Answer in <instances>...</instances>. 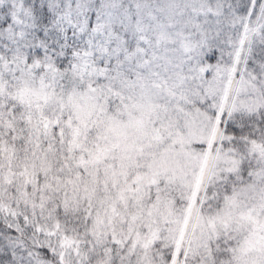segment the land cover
<instances>
[{
    "label": "snow or ice",
    "instance_id": "snow-or-ice-1",
    "mask_svg": "<svg viewBox=\"0 0 264 264\" xmlns=\"http://www.w3.org/2000/svg\"><path fill=\"white\" fill-rule=\"evenodd\" d=\"M51 68L63 73L58 82ZM26 83L45 96L75 90L100 109L76 119L38 101L42 111L28 113L0 95V151L10 146L25 170L42 168L37 184L47 180L64 197L57 211L66 226L87 228L97 198L101 208L164 202L174 190L172 153L199 149L188 157L200 172L193 204L219 209L235 196L250 221L241 236L223 228L200 264H264V164L248 148L264 140V104L241 107L257 93L264 100V0H0V84L10 94ZM129 100L138 106L122 115ZM221 157H239L238 168L222 169ZM24 239L0 251V264H76L56 230L33 225ZM245 239L257 250L244 254ZM178 259L187 264L185 253Z\"/></svg>",
    "mask_w": 264,
    "mask_h": 264
},
{
    "label": "trees",
    "instance_id": "trees-1",
    "mask_svg": "<svg viewBox=\"0 0 264 264\" xmlns=\"http://www.w3.org/2000/svg\"><path fill=\"white\" fill-rule=\"evenodd\" d=\"M20 63H23L22 58H20ZM58 73L51 68L50 75H58ZM252 99L255 105H249V109L254 112L257 107L264 104V100L259 98L258 93L256 98ZM250 144L252 141H249L248 146ZM3 154L22 161L13 155V149L10 146ZM249 155L251 157V153ZM254 158L260 163L264 161L262 157ZM0 161L4 165L0 170V182H2L8 180L6 173L12 169L13 163L9 162L6 157ZM22 169L25 172H22ZM37 172H42V168L25 170L24 161H22L20 166L9 173L15 188L10 190L0 183V231L3 232L0 249L5 251L26 244L24 237L27 232L31 226L38 225L40 230L49 232L56 230V242L59 248L70 253L71 259L76 264H144L140 257L141 250L135 246L133 241L141 240L145 237V232L150 233V230L153 233L161 230L158 216L162 210L167 208L165 201L152 206L145 199L143 206H138V202L129 208L125 201L119 207L115 206L114 201L113 205L101 208V204L105 202L97 198L94 200L96 212L92 216V223L87 228L84 227L83 221H80L78 227L75 222L73 225L66 226L65 216L57 211L58 208L65 207L64 197L55 195L56 190L49 186L47 180L38 185ZM102 183L103 178H101ZM81 206L73 205L77 208ZM1 211H4V217L1 216ZM66 211L73 214L72 208H67ZM73 219L75 221L78 218L73 214ZM21 220L25 226H22ZM5 225L19 229V232L9 233ZM115 239H120L121 243H117ZM252 249L257 250L255 247ZM163 252L161 250V253ZM16 264H19V260Z\"/></svg>",
    "mask_w": 264,
    "mask_h": 264
},
{
    "label": "rangeland",
    "instance_id": "rangeland-1",
    "mask_svg": "<svg viewBox=\"0 0 264 264\" xmlns=\"http://www.w3.org/2000/svg\"><path fill=\"white\" fill-rule=\"evenodd\" d=\"M30 81L31 77L29 82ZM37 84L41 87H44L43 82L40 80H37ZM25 85V93L22 89L18 90L14 88L9 94L5 88V85L0 84V95H10V99L12 101H15L16 104L23 106L25 111L28 113H30L32 109H35L37 113H40L42 111L43 105L37 103L38 101H42L38 97V91L32 87H29L28 83H26ZM18 93L19 95L24 94V96L20 98L17 95ZM34 93L35 96H32V94ZM73 96L76 98L72 99L67 103H64L61 107L59 105V107L63 111H65V113L71 110L76 119H81V117L87 119L88 117H90L93 111H88L87 100L89 99H85V97L81 96L76 91H74ZM93 110H96L98 113L100 111L96 105L94 106ZM121 114L123 115L122 112ZM38 122L39 121L37 119H31V122H26L25 126L29 130H36ZM83 123L84 120H81V124ZM198 152V149H191V151L188 153H172L174 161L168 162V167L171 170H174V179L176 180L178 186L184 189V191H180L179 196H174V198L178 199V202L181 204V207L182 204H185L183 214H180L181 211L179 209L168 211V208L166 209V211L163 212V214L161 213V217L164 223L178 225L176 239L177 241L174 247L172 264H183V261L178 259L179 254L181 252L186 253L187 249L188 252H190V242L193 241L194 237L199 235L202 231L214 233V230H217L214 233V237L216 240L215 235H220L221 230L227 226V228L234 231L237 236H241L243 232L247 230V226L250 223L249 213L242 209V206L240 205L241 203H239V206H237L236 198H230V200L227 199L226 201H221L219 209H217L215 203H213V209L217 210L218 216L224 220V222H220V225H218L217 223V225L214 226L212 223V216H208L202 213L199 215L198 222L196 221L199 210L204 205V203L201 202L193 204L195 188L200 176V172L197 164L188 157ZM182 156L184 158H181ZM220 161H225V166L227 170L231 169L235 165V160L225 159L224 157H221ZM190 181H192V184L188 188ZM229 208H231V211H229ZM193 209H195V211H193ZM205 222L208 224H203ZM115 240L119 241L118 239ZM252 247L254 246L251 245L247 239H245L243 244L244 254L254 252Z\"/></svg>",
    "mask_w": 264,
    "mask_h": 264
}]
</instances>
